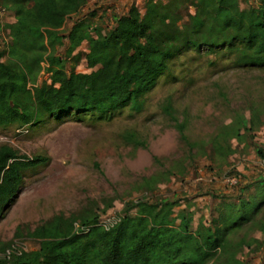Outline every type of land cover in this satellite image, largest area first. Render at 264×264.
<instances>
[{"label": "rangeland", "instance_id": "1", "mask_svg": "<svg viewBox=\"0 0 264 264\" xmlns=\"http://www.w3.org/2000/svg\"><path fill=\"white\" fill-rule=\"evenodd\" d=\"M144 1L86 0L60 31L66 34L76 20L86 18L94 35V27L110 28L133 3L143 12ZM212 2L215 21L224 23L250 18L264 0ZM5 19L2 14L0 22ZM86 46L84 40L76 50L84 52ZM65 48L59 46L58 52ZM42 65L38 84L50 81ZM75 70L90 71L83 61ZM177 121L184 124L186 140ZM232 124L239 126L240 140L231 135ZM2 144L48 160L22 170L19 189L0 216V256L6 244L25 252L37 249L39 241L26 236V229L59 213L85 219L96 213L107 221L124 214L126 204L133 218L144 202H157L156 223L166 224L186 207L194 229L199 222L209 223L221 201L236 202L246 183L264 176V160L254 146L264 152V66L236 64L222 46L190 48L169 59L168 68L142 97L140 110L71 111L30 125L12 123L0 126ZM228 146L234 151L227 152ZM175 225L185 228L179 219ZM18 229L22 235L16 236ZM230 236L241 245L237 256L243 264H264L261 231L244 225Z\"/></svg>", "mask_w": 264, "mask_h": 264}, {"label": "trees", "instance_id": "2", "mask_svg": "<svg viewBox=\"0 0 264 264\" xmlns=\"http://www.w3.org/2000/svg\"><path fill=\"white\" fill-rule=\"evenodd\" d=\"M212 1L145 0L143 12L133 3L110 28L94 27L93 35L86 18L76 20L66 34L60 31L86 0H0V9L14 18L0 31V126L30 125L71 111L111 114L127 106L140 110L142 97L168 68L169 59L190 48L222 46L236 64L264 66V3L250 18L217 23ZM84 40L86 50L77 51ZM61 45H66L62 54ZM81 61L89 72L75 70ZM43 63L50 81L38 84ZM175 125L186 140L183 122ZM229 129L240 140L239 126ZM254 146L264 158L262 149ZM226 150L234 151L230 146ZM47 160L0 145V216L19 189L22 170ZM249 188L254 190L245 195ZM240 193L236 202L221 201L209 223L199 222L194 229L186 207L166 224L156 223L157 202H144L133 218L126 204L124 214L108 228L96 213L86 219L59 213L26 229V236L39 241L37 249L25 252L6 244L0 264H243L237 256L241 245L230 235L244 225L264 234V176L246 183ZM176 219L185 224L183 230ZM18 231L16 236L22 235Z\"/></svg>", "mask_w": 264, "mask_h": 264}, {"label": "crops", "instance_id": "3", "mask_svg": "<svg viewBox=\"0 0 264 264\" xmlns=\"http://www.w3.org/2000/svg\"><path fill=\"white\" fill-rule=\"evenodd\" d=\"M2 14H5V17H6L5 20L6 21L10 22V21L14 20L13 16L9 12L0 9V18L2 16ZM3 24H4V22L1 21L0 22V31H2L1 28H2ZM0 36H1V33H0ZM1 37H0V41H2V45H3L4 41L1 39ZM259 158H261V157L259 156ZM263 160H264V158H263Z\"/></svg>", "mask_w": 264, "mask_h": 264}, {"label": "built area", "instance_id": "4", "mask_svg": "<svg viewBox=\"0 0 264 264\" xmlns=\"http://www.w3.org/2000/svg\"><path fill=\"white\" fill-rule=\"evenodd\" d=\"M231 181L235 183V179L234 178H232ZM118 219L119 218H116L115 216L114 217L112 216V219H110V220H107V221H104V220L103 221H100L99 220V222L105 228H108V227L112 226Z\"/></svg>", "mask_w": 264, "mask_h": 264}]
</instances>
